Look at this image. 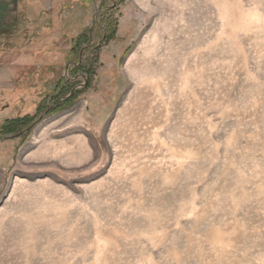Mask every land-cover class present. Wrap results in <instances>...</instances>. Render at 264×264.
<instances>
[{
  "label": "rangeland",
  "instance_id": "rangeland-1",
  "mask_svg": "<svg viewBox=\"0 0 264 264\" xmlns=\"http://www.w3.org/2000/svg\"><path fill=\"white\" fill-rule=\"evenodd\" d=\"M0 264H264V0H0Z\"/></svg>",
  "mask_w": 264,
  "mask_h": 264
},
{
  "label": "trees",
  "instance_id": "trees-1",
  "mask_svg": "<svg viewBox=\"0 0 264 264\" xmlns=\"http://www.w3.org/2000/svg\"><path fill=\"white\" fill-rule=\"evenodd\" d=\"M16 122V121H15Z\"/></svg>",
  "mask_w": 264,
  "mask_h": 264
}]
</instances>
